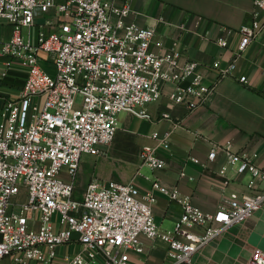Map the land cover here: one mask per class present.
<instances>
[{
	"label": "built area",
	"instance_id": "obj_1",
	"mask_svg": "<svg viewBox=\"0 0 264 264\" xmlns=\"http://www.w3.org/2000/svg\"><path fill=\"white\" fill-rule=\"evenodd\" d=\"M131 11V0L120 5L117 0H0V20L14 29L10 39L0 41V87L14 61L28 69L15 96L0 90V260L54 264L56 249L78 240L89 259L101 254L106 264H137L130 252H142L146 237L168 244L169 264H192L196 253L264 206V166L219 144L209 160L226 153L229 164L251 181L249 194L232 193L214 213L158 180L141 192L95 177L79 197L83 156L107 153L121 113L151 119L146 107L162 97L168 82L176 85L172 101L190 109L206 104L216 91L196 61H182L179 52H155V29L128 22ZM239 33L240 52L253 42L264 47V0H254L251 23ZM218 44L229 46L224 39ZM236 62L221 67L215 61L212 67L220 78L232 77ZM239 81L248 83L247 77ZM142 159L154 170L163 165L150 146L143 148ZM155 190L182 205L172 231L155 223ZM22 193L25 198L18 200ZM66 264L92 263L76 254ZM249 264H264V251L255 249Z\"/></svg>",
	"mask_w": 264,
	"mask_h": 264
},
{
	"label": "crops",
	"instance_id": "obj_2",
	"mask_svg": "<svg viewBox=\"0 0 264 264\" xmlns=\"http://www.w3.org/2000/svg\"><path fill=\"white\" fill-rule=\"evenodd\" d=\"M122 2L117 0L118 5ZM131 6L128 22L155 29L152 49L157 53L179 52L182 61H196L205 83L215 84L216 91L206 104L190 109L188 103L172 101L176 85L166 83L162 97L146 107L151 119L129 112L119 115L115 141L105 154L84 155L78 182L83 181L85 189L96 177L146 192L158 180L167 189L191 198L204 212L214 213L232 193L249 194L251 181L249 174H239L236 166L229 164L226 153L209 160L215 144L264 166V47L261 41L253 42L239 51V29L251 23L254 0H131ZM12 35L14 29L0 20V41ZM222 39L228 41V48L218 44ZM234 60L237 67L232 77L220 78L219 70L212 67L215 61L224 67ZM27 76L28 69L14 61L0 90L15 96ZM240 77H247L248 83H241ZM186 85L184 81L182 86ZM190 100L196 101L193 97ZM2 104L0 98V108ZM145 146L155 149L161 168L154 170L143 163ZM155 194V223L161 231H172L182 205L159 190ZM58 219L56 214L54 220ZM141 242L142 252H130L133 262L169 264L165 241L142 237ZM255 249L264 251V206L196 253L192 264H249ZM56 252L54 264H66V259L76 254L92 264H106L101 254L89 259L78 240L58 247ZM0 264L15 263L7 257Z\"/></svg>",
	"mask_w": 264,
	"mask_h": 264
},
{
	"label": "rangeland",
	"instance_id": "obj_3",
	"mask_svg": "<svg viewBox=\"0 0 264 264\" xmlns=\"http://www.w3.org/2000/svg\"><path fill=\"white\" fill-rule=\"evenodd\" d=\"M35 32V31H34ZM43 67H44V69H46V70H48V71H50V72H52V73H54V71L52 70V68L50 67V66H48V65H43ZM84 157V156H83ZM78 177H79V174H78ZM83 183V181L82 182H78L77 181V193H79V197H81V195H82V193L84 192V184H82ZM23 196H24V194L22 193L17 199L18 200H21V199H23Z\"/></svg>",
	"mask_w": 264,
	"mask_h": 264
}]
</instances>
